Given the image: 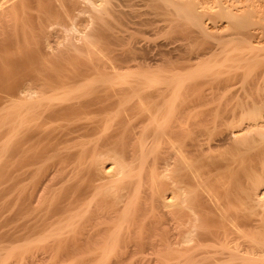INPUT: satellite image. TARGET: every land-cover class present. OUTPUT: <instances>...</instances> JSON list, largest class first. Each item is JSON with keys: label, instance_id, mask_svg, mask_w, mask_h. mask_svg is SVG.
Segmentation results:
<instances>
[{"label": "bare ground", "instance_id": "obj_1", "mask_svg": "<svg viewBox=\"0 0 264 264\" xmlns=\"http://www.w3.org/2000/svg\"><path fill=\"white\" fill-rule=\"evenodd\" d=\"M116 1L0 0V264H264V93L207 118L208 100L186 101L217 74L227 98V70L264 59L237 32L251 16L206 2L222 9L213 24L231 23L221 42L201 2L151 0L172 30L218 43L206 60L154 68L158 56L102 17L130 18L119 7L131 1Z\"/></svg>", "mask_w": 264, "mask_h": 264}, {"label": "rangeland", "instance_id": "obj_2", "mask_svg": "<svg viewBox=\"0 0 264 264\" xmlns=\"http://www.w3.org/2000/svg\"><path fill=\"white\" fill-rule=\"evenodd\" d=\"M114 1H116V0H114ZM131 1V2H130ZM137 1V2H136ZM139 1V2H138ZM148 1H150V2H148ZM129 0V2L130 3H128L129 5L128 6H124L123 7V5L124 4H122V7H119L121 10H123L124 12H125V10H127L126 12L128 13V14H130V15H132L134 18L132 19L131 17L132 16H127V17H130L129 19H126L127 21H125V22H122L123 21V19L125 20V18H126V16H125V18H122L121 20V22L120 21H118V19H114L113 17H111L109 14H105L104 16H102V17H104L105 19H107V20H109L108 22L110 23V22H112V23H110L111 24V26H113L114 25V27H115V25L117 26V27H119L120 26V28H122L124 31H126V34H124V35H131L132 33V36H134L135 37V39L137 38V40L139 41V45H141L143 48L145 47V48H149L148 49V51H149V53L148 54H150V55H148L149 56V58H151L150 56H152V55H154V56H158L159 58L158 59H161L162 60V62H160L157 66H153L154 68H157V67H161V68H170V63H169V59L171 58L172 60H174V59H180L179 61H176V63H174V65L175 66H179V63H180V61H181V59H182V63L184 62L185 63V61H186V59L188 58V57H190L191 55V57H193V55H197V51H199V53H198V55L197 56H201V57H199L200 58V60H199V62L203 59H208V58H210L211 57V52H210V50L213 48V49H215V48H217V45H218V43L217 42H215V40H212V38H211V40H209V39H203L202 37L200 38V36H196L195 35V33H194V31H192L194 28H191V29H189L186 25H184V28H183V24L182 25H180L183 29H181L180 27H178V29H174V30H172L171 28H174V27H171L170 28V25H169V22L167 23V20H165L164 21V19L166 18V17H168L169 16V14L168 15H164V13L166 14V12H164L163 13V9H160L159 8V10H160V13H161V11H162V13L161 14H159L158 15V13L159 12H157L158 11V7L156 6V10H155V7H154V4L152 3V1L151 0ZM182 1V0H181ZM195 1V0H194ZM208 1H210V3H211V1H212V3L213 4H210L209 3V5H214L215 6V4L214 3H219V2H217L216 0V2H214V0H196L195 2H197V3H202V6L200 7V9L199 10H197L199 13H201L202 11V14L205 12L207 15H205L207 18L209 17V20L207 19V20H204L205 21V23H207L206 25H207V27H208V31H211V33H212V30H213V36L214 35H217L218 37H216V38H221V40L219 39V41H223V40H226V39H228V37H226V35L224 36V34L228 31V32H231L232 31V29H230V27L228 26V24L230 23H228V21L227 22H225L226 20H224V22H223V20H221V19H217V24H213L214 23V21L216 20L215 18H216V16H217V14H219V12L222 10L219 6H217V7H219L218 9H217V7H216V9H214V11L211 9V8H213V7H209V6H204V5H206L207 3L206 2H208ZM220 1V0H219ZM224 3H222L221 1H220V3H222V4H225L226 2H227V0H222ZM230 1V5L232 6V9H233V12L235 13V12H237L236 14L239 16V17H241L242 19H243V17H242V13H243V15H244V12H245V15H244V17H246V11H248V13H247V16H251V18H252V16H253V19H251L250 18V20H249V23L250 24H252V25H250V27H244V28H242V29H238L237 30V32L238 31H242V33L244 32V35H245V33L246 32H250L249 34L250 35H252L253 36V41L252 42H249V43H253V44H251V45H255V46H258V44L259 45H263V48H264V0H251L250 1V3L251 2H253V3H251V4H253V5H251L250 4V6L251 7H253V9L251 8L250 10L249 9H246V8H249V7H247V4H246V0H239V2L241 3H239L238 2V0H229ZM229 1H228V3H229ZM243 1H245L244 3L245 4H242V2ZM119 2H120V4H119ZM133 2H135V3H133ZM183 2H185V1H183ZM183 2H180V3H183ZM116 3H118L120 6H121V3H122V1H116ZM153 4V5H151V4ZM227 3V4H228ZM239 3V4H238ZM126 5H127V2L125 3ZM194 4H196V3H194ZM201 5V4H200ZM233 5L235 6V7H233ZM140 6V7H139ZM147 6V7H146ZM150 6V7H149ZM184 6H185V4H184ZM188 6V5H187ZM187 6H185V7H187ZM198 6H199V4H198ZM237 6V7H236ZM130 7V8H129ZM132 7V8H131ZM137 7V8H136ZM153 7V8H152ZM195 8H196V6H194ZM203 7H204V9H203ZM207 7H209V8H207ZM134 8H136L135 10H134ZM139 8V9H138ZM141 8V9H140ZM206 8V9H205ZM125 9V10H124ZM131 10L132 11V13H131V11H129V10ZM221 9V10H220ZM142 10V11H141ZM165 10V9H164ZM201 10V11H200ZM138 11V12H137ZM217 11H219L217 14H216V12ZM255 11V12H254ZM125 12V13H126ZM136 12V16H134L135 14L134 13ZM140 12V13H139ZM143 14H142V13ZM251 12V13H250ZM126 13V14H127ZM146 13V14H145ZM157 13V14H156ZM204 13V14H205ZM127 14V15H128ZM140 14H141V16H140ZM150 14V15H149ZM215 14H216V16H215ZM107 15V16H106ZM160 15H161V17H160ZM162 15L163 16H165V18L163 19L162 18ZM86 15H84V17H85ZM138 16V17H137ZM236 17L237 19L239 18V17ZM88 17V16H87ZM87 17H85V18H87ZM124 17V16H123ZM158 17H159V19H158ZM206 17H204L203 19H205ZM210 17H211V19H210ZM213 17V18H212ZM112 18V19H111ZM144 18V19H143ZM169 19L171 18V16L170 17H168ZM218 18V17H217ZM167 19V18H166ZM262 19V21H260ZM128 20H129V22H128ZM142 20V21H141ZM220 20H221V22H223V24L220 22ZM115 21V22H114ZM130 21H132V22H130ZM141 22V23H139V24H137V23H135V22ZM169 21V20H168ZM212 21V22H211ZM238 21V20H237ZM239 21H240V18H239ZM251 21V22H250ZM126 22H128V24L126 23ZM133 22L135 23V24H133ZM145 22V23H144ZM165 22V23H164ZM211 22V23H210ZM215 22V23H216ZM221 24H220V23ZM121 23V24H120ZM127 24V26L128 27H126V24ZM131 23V24H130ZM209 23V24H208ZM228 23V24H227ZM123 24H125L124 26H123ZM142 24V25H141ZM166 24V25H165ZM173 24V23H172ZM220 24V25H219ZM231 24V23H230ZM134 25V26H133ZM136 25V26H135ZM176 24H174V25H171V26H175ZM213 25H217L216 27H219V29H222V33L220 32L219 33V31L220 30H218V32H217V34L215 33L214 34V31H215V26H213ZM222 26H226V27H222ZM130 27V28H129ZM170 28V30H168L169 28ZM186 27V28H185ZM209 27H211V28H209ZM233 26H231V28H232ZM131 28H132V30H131ZM136 28V29H135ZM176 28V27H175ZM180 28V29H179ZM223 28H224V30H226V32H223L224 30H223ZM228 30H227V29ZM126 29V30H125ZM129 29V30H128ZM186 31H185V30ZM216 29H218V28H216ZM231 31H230V30ZM245 29L247 30V31H245ZM131 30V32H129ZM184 30V31H183ZM189 30H191V32L189 31ZM171 31V32H170ZM233 31H236V30H233ZM185 32H189V34H186L187 36H190V35H192V36H190V38H191V40L192 41H194L193 42V47H192V45H191V47H192V49H191V52H192V50L195 48V50H194V52L191 54V52H190V50L188 49V51L190 52H188L189 54H187V53H185L184 51H187V49L185 50L184 49V51H183V46L184 47H186V45H188L187 43V41L188 40H186L185 38L187 37V36H185ZM193 32V33H192ZM227 32V33H228ZM263 32V33H262ZM219 33V34H218ZM224 33V34H223ZM248 33H246V34H248ZM252 33V34H251ZM122 34V33H121ZM137 34V35H136ZM193 34H194V36H193ZM229 34V33H228ZM247 37H248V35H246ZM185 37V38H184ZM196 38V39H193V38ZM247 37H245V38H247ZM189 38V37H188ZM262 40H261V39ZM185 39V40H184ZM215 39V38H214ZM258 39V40H257ZM208 40H209V43H208ZM217 40V39H216ZM185 41H186V43H185ZM200 41V42H199ZM105 42V41H104ZM215 42V43H214ZM263 42V43H262ZM106 43V42H105ZM207 43V44H206ZM215 44H217V45H215ZM243 44H245V42L243 43ZM165 45V46H164ZM182 45V46H181ZM201 45V46H200ZM221 45L222 46H224L222 43H221ZM245 45H247V44H245ZM181 46V47H180ZM189 46V45H188ZM220 46V45H219ZM260 46V47H261ZM173 47V48H172ZM175 48H177V49H175ZM208 48V49H207ZM211 48V49H210ZM247 46H246V50H247ZM175 49V50H174ZM210 49V50H209ZM248 49H251V48H248ZM161 50H162V52L163 51H165L164 53L167 55V56H163L162 55V53H161ZM171 50V51H170ZM175 51V52H174ZM181 51H183V53L181 52ZM195 51H196V53H195ZM249 51V50H248ZM168 52V53H167ZM207 52V53H206ZM208 52H210V54L208 53ZM125 53H126V51H125ZM170 53V54H169ZM258 53H259V51H258ZM257 53V51H255V54H258ZM182 54V55H181ZM200 54H202V55H200ZM203 54L204 55H206L207 57H205V56H203ZM264 55V49L263 50H261V52H260V56L262 57V55ZM180 55L182 56V57H180ZM190 55V56H189ZM125 56H126V54H125ZM154 56H152V57H154ZM173 56H177V58L176 57H174L173 58ZM170 57V58H169ZM195 57V56H194ZM203 57V58H202ZM264 57V56H263ZM126 60H129V58H126ZM263 60V61H262ZM175 61V60H174ZM195 61V63L193 62L192 64L194 65V64H196V63H198V61H196V59L194 60ZM260 63H257L256 64V66H253L252 67V69H254V71H253V74H252V72H251V70L252 69H250V68H243L242 69V67L241 68H233V69H235L236 71H234L233 69H231L232 71H234L232 74H231V72H230V70H227V72L228 73H230V74H228V75H226L227 76V79H226V76L224 77L225 78V81L227 80L229 83H231V84H229L228 82H227V86L228 85H230V88H229V86L227 87L226 86V83H224L225 84V87L230 91L228 94V97L226 98L225 96L227 95V93H226V89L224 90V86L222 87L221 86V88L225 91H223L222 89V91L220 90V91H218L219 90V83H218V78H220V75L219 74H217V75H211V76H209V77H215V81H214V83L212 84L211 82H208L209 81V79H207V81L205 82V84H203V85H200L201 84V82H200V84L199 85H197L198 87H195V88H193V89H189L188 90V92L187 93H189V94H187V95H189V97L187 98V96H186V101H187V103H189V104H202L203 103V105H205L207 102V104H206V106L204 107L203 106V109H201V115L199 116L198 115V117H204V118H207V117H211L212 115L214 116V110L216 109L217 110V108H219L218 106H226V105H228V104H226V103H229V101H230V103H234V104H236V102H241V104H243V103H245V104H251V103H256V102H258V100L260 101V99H262V93H264V92H262V91H264V59H260V61H259ZM131 65H136L135 63H133V62H130L129 64H127V65H125V64H122V66H124V67H126V66H131ZM255 67V68H254ZM257 68V69H256ZM186 69V68H185ZM185 69H180V71L182 70V71H184ZM239 69V70H238ZM249 69V72L247 71ZM256 69V70H255ZM245 70V71H244ZM186 71V70H185ZM224 73H225V71H224ZM239 73V74H238ZM249 73H251V74H249ZM226 74V73H225ZM234 74V75H233ZM231 75V76H230ZM251 75V76H250ZM228 76H229V78H228ZM247 76H249V77H247ZM208 77V78H209ZM213 77V78H214ZM218 77V78H217ZM217 78V79H216ZM243 78V79H242ZM211 79V78H210ZM229 79V80H228ZM248 79V80H247ZM251 80V81H250ZM253 81H255V82H253ZM244 82V83H243ZM258 82H260V83H258ZM211 83V84H210ZM232 83H233V85H232ZM241 83H243V84H245V86L243 85V84H241ZM247 83V84H246ZM251 83H254L255 85H251ZM219 84V85H218ZM243 85V86H242ZM257 85H258V87H260L259 89H256V87H257ZM260 85V86H259ZM243 87V88H242ZM250 87V88H249ZM257 87V88H258ZM218 88V90H217V92H216V89ZM254 88V89H253ZM253 89V90H252ZM227 90V91H228ZM255 90V91H254ZM257 90H259V91H257ZM260 90H261V92H260ZM203 91V92H202ZM248 91V92H247ZM222 92H224V93H222ZM196 93V94H195ZM206 93H208V94H206ZM241 93V94H240ZM222 94H225V96L223 95L222 96ZM239 94V95H238ZM238 95V96H237ZM246 95V96H245ZM209 96V97H208ZM220 96V97H219ZM222 96V97H221ZM236 96H237V98H236ZM211 97V98H210ZM224 97V99H222ZM243 98L242 100H241V98ZM228 98H229V101H228ZM263 98H264V95H263ZM199 99V100H198ZM205 99V100H204ZM222 99V100H221ZM227 99V100H226ZM232 99V100H231ZM246 101H245V100ZM208 100V101H207ZM212 100V101H211ZM219 100V101H218ZM207 101V102H206ZM224 101V102H223ZM231 101H233V102H231ZM252 101V102H251ZM263 101V100H262ZM204 102H206L205 104H204ZM215 102V103H214ZM220 102V103H219ZM226 102V103H225ZM210 103V104H209ZM225 105H224V104ZM238 103V105H240ZM230 105V106H228V107H230V108H233L235 105ZM238 105H236V106H238ZM215 106V107H214ZM231 106H233V107H231ZM208 107V110H209V113L210 114H208V112L206 111L207 108ZM214 107V108H213ZM224 107H220V109L219 110H221V108L223 109L222 110V112L224 111ZM213 110V114L211 115V112H210V110L211 109ZM225 108H227V107H225ZM206 109V110H205ZM229 109V108H228ZM137 110V109H136ZM205 111V112H204ZM218 111V110H217ZM229 111V110H228ZM207 112V113H206ZM229 112H231V110L229 111ZM198 114H200V111L198 112ZM206 114V115H205ZM209 116H208V115ZM222 115V114H221ZM238 117V116H237ZM203 119V118H202ZM231 125V124H230ZM235 124H232V126H234ZM224 127H227V126H224ZM224 129V128H223ZM220 130L221 131H223L221 128H220ZM219 130V131H220ZM87 139V138H86ZM261 146V145H260ZM263 146V145H262ZM261 146V147H262ZM261 147H258L257 149H256V151H261V150H263L264 148V146L261 148ZM261 148V149H260ZM225 150L227 151V149H225V147H224V150L221 148L220 150L218 149V150H216L215 152H214V154H219L220 152L221 153H223V152H225ZM254 150V149H253ZM255 151V153H257L258 154V152H256ZM216 152H218V153H216ZM262 152V151H261ZM260 152V153H261ZM254 154V153H253ZM249 156H247V157H245V158H242V159H240V162H242V163H244L245 165H249L251 162H250V158H248ZM260 159V158H259ZM19 160V159H18ZM21 161V159L17 162V160H16V162L17 163H19ZM238 162H239V160H238ZM258 162V161H257ZM256 162V163H257ZM261 164V163H260ZM7 199V198H6ZM2 202H0V204H1Z\"/></svg>", "mask_w": 264, "mask_h": 264}]
</instances>
